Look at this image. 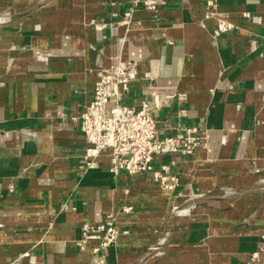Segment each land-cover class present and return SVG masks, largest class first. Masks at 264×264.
I'll use <instances>...</instances> for the list:
<instances>
[{"label":"crops","instance_id":"crops-1","mask_svg":"<svg viewBox=\"0 0 264 264\" xmlns=\"http://www.w3.org/2000/svg\"><path fill=\"white\" fill-rule=\"evenodd\" d=\"M158 1L0 0V264H260L264 0ZM219 19L234 28L214 36ZM118 60L136 65L122 104L156 99L160 136L203 143L154 157L173 190L111 173L108 150L80 169L78 118ZM109 219L118 236L95 252L83 225Z\"/></svg>","mask_w":264,"mask_h":264},{"label":"built area","instance_id":"built-area-1","mask_svg":"<svg viewBox=\"0 0 264 264\" xmlns=\"http://www.w3.org/2000/svg\"><path fill=\"white\" fill-rule=\"evenodd\" d=\"M134 1L148 11H155L159 3L158 0ZM206 7L208 11L204 17L208 18L214 2L208 1ZM233 28L231 22L219 19L213 35L217 36ZM47 57L48 53L35 54L39 61H46ZM135 73L136 65L131 60H118L102 70L94 85L92 98L78 118L79 128L87 143L80 169L86 171L93 168L100 153L108 150V170L111 173L117 175L123 171L128 175H136L151 172L161 188L173 190L177 178L168 173V165L154 167V157L176 152L190 154L203 143L197 135L196 127L186 128L181 136H160L153 116L158 104L156 99L153 104L142 100L138 109L120 102ZM130 210V206L124 207V211ZM117 236L118 229L112 219L83 225L84 239H99L93 249L95 252L114 243ZM252 258L264 264V244L252 254Z\"/></svg>","mask_w":264,"mask_h":264}]
</instances>
